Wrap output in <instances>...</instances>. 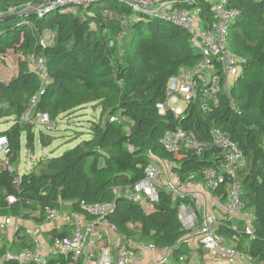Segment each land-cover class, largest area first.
Segmentation results:
<instances>
[{
	"label": "trees",
	"instance_id": "trees-1",
	"mask_svg": "<svg viewBox=\"0 0 264 264\" xmlns=\"http://www.w3.org/2000/svg\"><path fill=\"white\" fill-rule=\"evenodd\" d=\"M40 1L0 0V120L14 119L0 131L9 140L5 157L10 166L5 160L0 165V218L22 220L13 236L1 234L0 260L7 251L33 248L26 224H45L46 206L78 210L81 201H115L108 218L119 235L170 248L171 264H203L204 250L188 244L187 230L178 216L183 198L160 188L159 199L147 210L114 191L115 186L142 180L153 155L174 162L173 170L183 180L191 173L202 179L204 170L221 168L225 157L217 147L202 153L167 151L162 137L180 127L208 142L211 130L219 128L242 149L244 163L237 178L244 207L253 213V234H247L245 221L222 211L216 212V232L256 264L264 263V0H228V5L240 10L228 44L245 63L211 112L200 108L198 96L179 115L169 106L161 112L158 105L168 101L170 79L183 66H194L201 59L185 28L134 11L121 0L29 8ZM200 5L201 16L214 21L213 5L205 1ZM107 9L111 16L105 14ZM30 53L46 60L47 81L29 68L24 57ZM10 57L16 61V70L3 77L2 63ZM93 102L99 103L101 112L91 126V138L60 156L40 158L19 176L15 165L20 162L23 134L26 147L35 151L37 113H48L54 122ZM30 108L29 120L22 121ZM48 136L40 131L43 145L49 144ZM222 189L214 193L225 194ZM9 196L16 201L10 203ZM57 234L46 231L42 237ZM67 258L54 253L49 264H68ZM3 264L17 262L5 260ZM75 264H83V257Z\"/></svg>",
	"mask_w": 264,
	"mask_h": 264
},
{
	"label": "built area",
	"instance_id": "built-area-1",
	"mask_svg": "<svg viewBox=\"0 0 264 264\" xmlns=\"http://www.w3.org/2000/svg\"><path fill=\"white\" fill-rule=\"evenodd\" d=\"M95 1L99 0H55L33 8L87 6ZM121 1L134 11L182 26L190 35L193 46L201 52L198 63L183 66L179 74L170 79L168 101L158 105L160 111L164 112L169 106L179 115L191 100L199 96L200 108L204 112H211L219 103L220 93L232 87L245 63L244 57L234 53L228 44L231 26L238 19L240 10L228 5V0ZM204 1L213 5L214 21L209 22L201 16L200 4ZM67 10L75 12L74 7ZM105 14L111 16L112 12L107 9ZM24 58L29 68L40 75L43 82L48 80V67L43 57L30 53ZM35 99L36 97L32 99V103ZM170 99L184 102L185 107L172 108L169 105ZM30 111L31 108L22 115V121L29 120ZM35 122L46 127L52 124L49 114L43 112L37 113ZM8 143V137L0 135V154H6ZM161 143L167 151L176 154L187 151L202 153L211 147H217L221 149L225 161L219 169L204 170L202 179H198L196 173H191L183 180L173 170L174 162L167 157L153 155L152 163L145 168V177L134 185L115 186L116 195L142 203L148 210L147 207L152 209L153 203L159 199V189L164 188L174 197L184 199L179 205L178 216L187 230L185 238L191 247L201 245L206 258L212 254L226 264H256L243 250L233 247L225 236L216 232V212L222 211L236 220L245 221L247 234H253V213L244 207V192L237 178L238 168L244 163L243 151L238 143L219 128L211 130V140L208 142L199 140L194 131L180 127L166 132ZM4 160L9 166L6 157ZM198 181L201 186L193 188L192 184ZM220 187L224 188L222 190L225 194L214 193ZM8 201L14 203L16 197L9 196ZM79 206L81 209L78 210L71 206L64 209L46 206V221L43 225L47 227V231L56 230L58 234L50 235L49 239L43 238L36 232V228L40 229L38 225H26V233L33 239V248L17 253L7 251L0 264L5 260H14L17 264H49V257L54 253L67 256L68 264H75L80 257H83V264H166L171 258L170 248H160L152 242L137 241L118 234L116 225L108 218L115 207V201H81ZM21 223L22 220L18 217H7L0 221V230L11 227L17 231Z\"/></svg>",
	"mask_w": 264,
	"mask_h": 264
},
{
	"label": "rangeland",
	"instance_id": "rangeland-1",
	"mask_svg": "<svg viewBox=\"0 0 264 264\" xmlns=\"http://www.w3.org/2000/svg\"><path fill=\"white\" fill-rule=\"evenodd\" d=\"M15 59L10 57L2 63V75L3 77H9L16 70ZM169 105L172 108L185 107L184 102H174L173 99L169 100ZM101 107L99 103H88L82 108L67 115L60 116L56 121L52 122L49 127L42 124H35L34 131L36 134L35 138V151L32 152L26 147L25 134L22 136V150L20 154V162L15 165L19 176L28 173L33 165L40 158L47 156H60L66 150L73 148L83 140L91 138V126L94 122H97L100 117ZM14 119H1L0 120V131L9 128L13 124ZM40 131L47 133V141H50L48 145H43L40 139ZM5 159V153L0 154V165ZM13 167V166H12ZM10 232V229H7ZM38 233V228H36ZM4 234V233H3ZM5 237L9 234H4ZM1 237V235H0ZM4 237V236H3ZM172 259L170 258L166 264H171Z\"/></svg>",
	"mask_w": 264,
	"mask_h": 264
},
{
	"label": "crops",
	"instance_id": "crops-1",
	"mask_svg": "<svg viewBox=\"0 0 264 264\" xmlns=\"http://www.w3.org/2000/svg\"><path fill=\"white\" fill-rule=\"evenodd\" d=\"M192 186H193V188H199L200 186H201V184H200V182L198 181V182H196V183H193L192 184ZM209 192V191H208ZM208 192H205V193H208ZM206 196H207V194H206ZM209 196V195H208ZM207 198V197H206ZM148 208V210H151V208L150 207H147ZM250 212V211H249ZM1 220H3L2 218H0V221ZM31 224H33V223H27L26 225H31ZM38 227H40V229L38 228V233L42 236V233L44 234L46 231H47V227L46 226H44V225H42V226H38ZM7 229H10L11 231L10 232H8V230ZM7 229H5V230H0V235L1 234H10V233H12V235L11 236H13V234L15 233V230L13 229V228H11V227H8ZM8 237H9V235H8ZM43 238H46V237H44L43 236ZM2 241H3V239H2V235H1V237H0V245H1V243H2ZM199 246H201V245H199ZM198 247V246H197ZM202 247V249L204 250V247L203 246H201ZM195 248V247H194ZM204 252V255H203V264H226V263H223V262H221V261H219L218 260V258L217 257H215V256H213L212 254L209 256V257H205V250L203 251ZM195 259V258H194Z\"/></svg>",
	"mask_w": 264,
	"mask_h": 264
},
{
	"label": "water",
	"instance_id": "water-1",
	"mask_svg": "<svg viewBox=\"0 0 264 264\" xmlns=\"http://www.w3.org/2000/svg\"><path fill=\"white\" fill-rule=\"evenodd\" d=\"M53 1H55V0H41L38 4H36V5H32L31 7H29V8H33V7H36L37 5H40V4H47V3H51V2H53ZM24 12H26V11H22V12H20V13H24Z\"/></svg>",
	"mask_w": 264,
	"mask_h": 264
}]
</instances>
